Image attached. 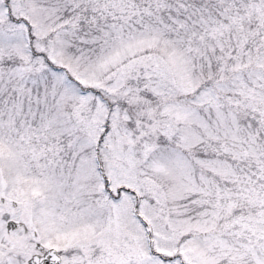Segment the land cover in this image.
I'll return each instance as SVG.
<instances>
[{
  "label": "snow or ice",
  "instance_id": "obj_1",
  "mask_svg": "<svg viewBox=\"0 0 264 264\" xmlns=\"http://www.w3.org/2000/svg\"><path fill=\"white\" fill-rule=\"evenodd\" d=\"M0 264H264V0H0Z\"/></svg>",
  "mask_w": 264,
  "mask_h": 264
}]
</instances>
